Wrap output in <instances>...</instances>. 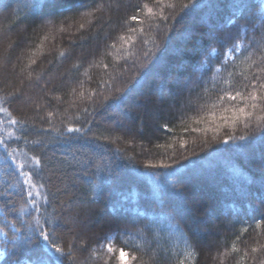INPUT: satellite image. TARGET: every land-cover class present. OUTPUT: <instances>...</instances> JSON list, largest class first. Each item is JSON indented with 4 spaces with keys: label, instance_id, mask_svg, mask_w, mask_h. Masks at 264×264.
Listing matches in <instances>:
<instances>
[{
    "label": "trees",
    "instance_id": "trees-1",
    "mask_svg": "<svg viewBox=\"0 0 264 264\" xmlns=\"http://www.w3.org/2000/svg\"><path fill=\"white\" fill-rule=\"evenodd\" d=\"M4 2L10 7L0 8V100L16 93L4 106L25 122V138L15 143L20 153L15 164L5 163L0 148V228L6 213L14 222L28 219L14 194L20 184L12 172L19 162L43 156L47 167L35 183L49 184L51 176V191L39 186L33 192L49 197L56 192L80 213L76 264H264V225L257 229L255 223L264 216L256 197L264 181V145L223 144L225 134L233 132L220 117L243 105L218 103L223 90L244 92L255 77L264 80L259 21L255 31L249 25L247 36L241 33L236 41L241 50L227 54L237 27L257 7L264 11V0H245L249 6L235 14L232 0H197L187 9L183 5L191 0H61L55 14L35 7V0ZM148 8L157 15L150 16ZM134 15L138 22L131 20ZM210 27L221 30L217 37L224 46L209 39ZM210 44L219 53L211 58L212 71L200 66ZM262 108L248 107L251 129L238 122L234 134L258 136ZM68 127L81 132L69 133ZM12 132L21 135L20 125ZM101 158L112 162L114 175L96 170ZM193 163L200 170L195 174ZM161 164L187 165L182 182L164 189L162 198L153 195L150 181L152 174L165 171ZM132 195L138 197L135 204L113 211L118 197ZM93 197L96 202L89 204ZM36 202L44 204L40 195ZM109 236H115L111 254ZM121 248L127 253L124 261L118 259ZM0 264L12 261L3 256Z\"/></svg>",
    "mask_w": 264,
    "mask_h": 264
},
{
    "label": "snow or ice",
    "instance_id": "snow-or-ice-1",
    "mask_svg": "<svg viewBox=\"0 0 264 264\" xmlns=\"http://www.w3.org/2000/svg\"><path fill=\"white\" fill-rule=\"evenodd\" d=\"M158 3L162 4L163 0H157ZM197 5V0H191L190 5L185 4L183 7L185 9L195 7ZM35 7H46L51 8L53 11L50 14H55V10L63 7L61 0H46L44 4L40 3V0H35ZM249 5L245 0H232V7L235 10V13H239L242 9L247 8ZM10 7L9 4L5 3L4 0H0V8L7 9ZM146 7V5H145ZM143 11V8L140 9ZM150 16H156L157 13H154L152 8L147 9ZM161 18L167 22V17L160 14ZM132 21L138 22V16L134 15L131 17ZM256 21H259L261 28H264V11H261L260 7L256 8V11L253 15L245 22L243 25L237 27L236 37L232 43L231 48L228 49L227 54L235 55L238 51L241 50L242 44L236 41L241 39V33L246 37L249 31V25H251V30L255 31ZM231 24L236 25L237 21H230ZM82 26V25H81ZM159 27V25H157ZM130 31H137L135 28H131ZM142 32L143 29H140ZM221 31L215 27L209 28V39L215 43H220L224 46L223 39H218L217 33ZM124 37H121L123 40ZM228 39H232L230 36ZM115 47V45H113ZM247 51V48L244 49ZM264 52V50H262ZM219 53L217 49L209 45L206 52H204V59L200 62L202 69H207L208 71L213 70V65L211 64V58L218 56ZM250 58V54H249ZM261 60L264 61V54L261 55ZM34 63V61H33ZM261 73H264V67L260 69ZM216 72H219L220 69L216 68ZM16 93H10L7 101L0 100V113L4 114L7 117V122L9 125H20L21 135L17 136L15 139L19 140L25 138V129L24 121L15 119L12 115V112L8 107H5L4 104L7 102L12 103V97ZM225 100L229 102H239L242 104V107L233 106L231 108V116L222 115L220 120L223 122L224 127H230L233 134H225V137L222 139V143L227 145L230 142L240 141L243 142L240 146L247 149L251 143H260L264 145V124L257 125L258 136L250 137L246 135L236 136L234 134L235 127L238 122H242L243 126L247 129H251V116L252 113L247 111L248 107L255 109L258 105H264V80L260 79L259 76L255 77L253 81H249L245 85V91L241 92L236 90L234 93L232 90H223L219 94L218 103L223 104ZM213 107L216 106V102L213 103ZM264 110V108H262ZM228 111V109H226ZM264 119V118H262ZM230 122V124H229ZM4 121L0 120V124H3ZM170 131V129H166ZM217 131V130H214ZM67 132L72 133L81 132L80 128L68 127ZM8 139H5L3 136H0V148L4 151V161L7 163L9 160L13 164L16 163V158L20 153H18L16 148L11 146L10 140L12 138V133L8 132ZM39 144L40 142H35ZM118 151V150H117ZM27 155V153H24ZM134 158L129 157V160ZM189 159L185 157V160ZM261 164L264 165V150L260 153ZM28 167L29 170L25 171L24 169ZM47 165L43 161V156H33L30 157L27 162H22L16 165L15 170H13L12 175L17 178L18 183L20 184L19 189L14 193L19 201L23 202L25 207H22L20 211L27 214L28 219L23 221H15L8 219V214L4 216L5 226L0 228V256H4L6 260H11L12 264H76L75 257L73 253L77 250L76 245L77 241L81 239L79 233L75 232L76 227L79 225V212L73 210L72 205H66L63 201L59 200L56 196V192H52L51 197L45 193H39L34 195L33 189L38 188L39 186L44 187L45 189L51 191L50 185L52 183L51 176H49V184L37 185L35 183L37 178L44 176L45 168ZM96 170L101 173H107L109 176L114 175L115 169L112 165V162L105 161L101 158L95 164ZM148 168H157V165L149 164ZM160 168L165 169L163 173H155L150 176V181L153 185V195H156L160 198L163 197V190L168 187L175 188L177 183L182 182L185 172L182 171L187 167L186 164H179L175 167L172 165H159ZM193 173H197L200 170L197 168L196 164L192 165ZM233 174L236 176L240 175V170L233 168ZM56 173L53 172V175ZM246 183H251L248 178L245 177ZM105 189L101 187L100 192H103ZM56 191H59L57 189ZM107 191L110 195H115V189L113 186H109ZM36 195H40L44 201L43 205H37ZM67 195V192H65ZM247 195V193H245ZM256 197L261 204H264V181L261 182L259 189L256 192ZM138 197L132 195L121 196L117 198V203L119 207H114L113 211L127 210V206L130 204H135ZM97 197H93L92 201L88 203H95ZM81 205H84L85 202L81 201ZM12 210L16 211V201H11ZM27 206H31V211L28 210ZM51 209V211H49ZM134 211L139 212V209H133ZM19 214V213H17ZM142 214V213H141ZM256 228H261L264 225V216H261L258 220L255 221ZM20 224L23 227L19 226ZM11 229L9 232L7 229ZM179 230V229H177ZM244 231H247L245 228ZM125 235H129L125 233ZM115 239V236L105 237V240L108 242L106 246L107 253H114V248L111 244V241ZM239 239V236H237ZM186 243H188L186 238ZM102 247H105L102 245ZM189 248H193L191 243H188ZM27 250L24 252V250ZM236 249L233 248V251ZM257 249L253 248L252 252H256ZM24 252V258L22 259L21 253ZM190 256L195 257L197 253L194 251L189 253ZM248 254L245 253V256ZM127 253L123 248L120 249L118 253V259L124 261L126 259ZM177 264H184L183 260H178ZM239 264V262H238Z\"/></svg>",
    "mask_w": 264,
    "mask_h": 264
},
{
    "label": "rangeland",
    "instance_id": "rangeland-1",
    "mask_svg": "<svg viewBox=\"0 0 264 264\" xmlns=\"http://www.w3.org/2000/svg\"><path fill=\"white\" fill-rule=\"evenodd\" d=\"M263 8H264V4H263ZM0 120L4 121L3 124H0V136H3L5 139H8L7 133L11 132L12 133V138L10 140V143L12 144V147L15 148V143L17 142V140L15 139L16 135H14L13 132H12L13 127L15 125H9L8 122H7V117H5L3 114H0ZM18 161H20V160L18 159ZM24 162H26V161H24ZM24 170L27 171V170H29V168L26 167ZM0 239H3V237H0Z\"/></svg>",
    "mask_w": 264,
    "mask_h": 264
}]
</instances>
